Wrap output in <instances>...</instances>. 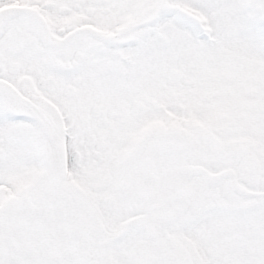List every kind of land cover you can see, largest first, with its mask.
<instances>
[{
    "label": "snow or ice",
    "instance_id": "obj_1",
    "mask_svg": "<svg viewBox=\"0 0 264 264\" xmlns=\"http://www.w3.org/2000/svg\"><path fill=\"white\" fill-rule=\"evenodd\" d=\"M0 264H264V0H0Z\"/></svg>",
    "mask_w": 264,
    "mask_h": 264
}]
</instances>
